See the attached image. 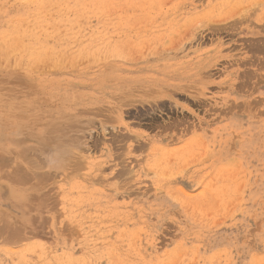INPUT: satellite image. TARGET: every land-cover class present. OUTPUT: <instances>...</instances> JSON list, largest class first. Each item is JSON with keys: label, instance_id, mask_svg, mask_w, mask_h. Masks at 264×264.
I'll list each match as a JSON object with an SVG mask.
<instances>
[{"label": "rangeland", "instance_id": "obj_1", "mask_svg": "<svg viewBox=\"0 0 264 264\" xmlns=\"http://www.w3.org/2000/svg\"><path fill=\"white\" fill-rule=\"evenodd\" d=\"M0 264H264V0H0Z\"/></svg>", "mask_w": 264, "mask_h": 264}, {"label": "bare ground", "instance_id": "obj_2", "mask_svg": "<svg viewBox=\"0 0 264 264\" xmlns=\"http://www.w3.org/2000/svg\"><path fill=\"white\" fill-rule=\"evenodd\" d=\"M27 156H28V155H27ZM28 157H29V156H28ZM30 157H32V156H30ZM3 160H4V158H3ZM8 162H9V161H8ZM4 163H5V161H4ZM26 163H27V162H26ZM35 167H36V166H35ZM28 168H29V167H28ZM33 168H34V167H33ZM37 169H38V168H37ZM35 170H36V169H35ZM18 171H20V169H19ZM21 172H22V170H21ZM24 173H25V172H24ZM19 174H20V173H19ZM20 176H21V174H20ZM20 176H19V177H20ZM22 176H23V175H22ZM22 176H21V177H22ZM23 177H24V176H23ZM7 232H8V231H7ZM30 232H31V231H30ZM13 233H15V232H13ZM5 234H7V233H5ZM6 237H7V236H6ZM9 237H10V236H9ZM2 239H3V238H2ZM14 239H15V238H14ZM14 241H15V240H14Z\"/></svg>", "mask_w": 264, "mask_h": 264}]
</instances>
